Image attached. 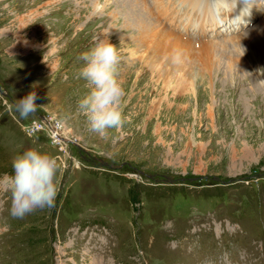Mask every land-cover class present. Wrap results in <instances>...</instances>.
Returning a JSON list of instances; mask_svg holds the SVG:
<instances>
[{"label":"rangeland","instance_id":"obj_1","mask_svg":"<svg viewBox=\"0 0 264 264\" xmlns=\"http://www.w3.org/2000/svg\"><path fill=\"white\" fill-rule=\"evenodd\" d=\"M202 2L169 42L141 34V0H0V176L22 147L60 166L52 208L14 219L0 193V264H264V10L244 25L242 0ZM97 37L125 90L107 138L78 108V57ZM31 91L22 119L8 104Z\"/></svg>","mask_w":264,"mask_h":264},{"label":"clouds","instance_id":"obj_2","mask_svg":"<svg viewBox=\"0 0 264 264\" xmlns=\"http://www.w3.org/2000/svg\"><path fill=\"white\" fill-rule=\"evenodd\" d=\"M244 7L232 21L245 24L244 16L254 4L264 10V0H242ZM238 0H230L223 13L231 11ZM246 12V15L243 13ZM243 55V53H242ZM184 53L172 48L167 56L174 64H180ZM78 59L83 65L79 77L87 82L88 92L78 100V108L86 117L88 128L100 137L107 138L109 130L120 131L126 123L124 115L125 90L119 79L120 57L117 47L108 39H95L94 45L81 53ZM36 93L31 91L8 104V108L22 119L37 111ZM12 172L0 176V193L9 197V214L14 219H23L36 210L52 208L59 191L57 174L59 164L48 152L38 146L17 151L11 158Z\"/></svg>","mask_w":264,"mask_h":264},{"label":"bare ground","instance_id":"obj_3","mask_svg":"<svg viewBox=\"0 0 264 264\" xmlns=\"http://www.w3.org/2000/svg\"><path fill=\"white\" fill-rule=\"evenodd\" d=\"M141 1L143 3L144 0ZM148 1H149V5L145 4L144 2L143 11L142 12L139 11L138 14L140 16L146 14L145 19L148 22L154 24V27H152V30L150 31L141 30L140 32L142 35H150V36L160 35L163 41H167V40H169V42L176 41V39L183 38L181 34L178 35L173 33L171 30H169V26L170 24H172V21L175 20L176 16L179 17L178 23H180L182 27H183L182 23L198 24L203 19L200 12V10L203 7L202 0H148ZM243 7L244 6H242V8ZM242 8L240 9V11H237L235 13L237 15H240ZM168 14L171 15L170 16L171 19L167 21L165 19ZM35 17H32L31 19H35ZM217 27L219 26L217 25ZM166 30L168 32H165Z\"/></svg>","mask_w":264,"mask_h":264},{"label":"water","instance_id":"obj_4","mask_svg":"<svg viewBox=\"0 0 264 264\" xmlns=\"http://www.w3.org/2000/svg\"><path fill=\"white\" fill-rule=\"evenodd\" d=\"M3 93L6 94V95L8 94L7 91H3ZM35 112H36V111H35Z\"/></svg>","mask_w":264,"mask_h":264},{"label":"built area","instance_id":"obj_5","mask_svg":"<svg viewBox=\"0 0 264 264\" xmlns=\"http://www.w3.org/2000/svg\"><path fill=\"white\" fill-rule=\"evenodd\" d=\"M57 135H60V134H58V133H56ZM58 138H59V136H58ZM62 138H64V137H62Z\"/></svg>","mask_w":264,"mask_h":264}]
</instances>
